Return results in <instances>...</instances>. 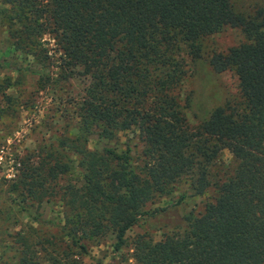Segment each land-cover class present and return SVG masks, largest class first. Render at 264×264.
Listing matches in <instances>:
<instances>
[{
	"label": "trees",
	"instance_id": "16d2710c",
	"mask_svg": "<svg viewBox=\"0 0 264 264\" xmlns=\"http://www.w3.org/2000/svg\"><path fill=\"white\" fill-rule=\"evenodd\" d=\"M0 2L11 49L34 61L25 70L38 81L56 76L49 84L58 88L78 75L90 79L73 105L74 132L45 139L36 154L19 158L14 178L0 179V218L18 222L53 199L57 232L22 226L5 247L0 242V257L11 250L13 264H85L89 244L110 237L114 252L130 248L132 264H264V0L243 9L232 0ZM226 29L238 30L237 43L205 51L206 40ZM44 38L54 47L45 48ZM204 52L214 72L236 76L238 94L190 124L192 95L181 88L187 58ZM7 60L0 58V69ZM21 79L0 78L1 96L10 101L6 91ZM128 128L142 144L136 164L130 148L88 147L91 134L113 140ZM223 150L230 163L220 162ZM183 179L194 196L212 191L204 210L189 213L182 231L128 242L146 204Z\"/></svg>",
	"mask_w": 264,
	"mask_h": 264
},
{
	"label": "rangeland",
	"instance_id": "374dc122",
	"mask_svg": "<svg viewBox=\"0 0 264 264\" xmlns=\"http://www.w3.org/2000/svg\"><path fill=\"white\" fill-rule=\"evenodd\" d=\"M235 7L243 9L257 0H232ZM4 5L0 2V9ZM5 23L0 18V58H7L8 69H0V78L11 74L12 78H22L19 87H10L6 94L11 97L14 109H9L6 97L0 94V179L14 178L19 167V158L27 152L37 153L39 145L46 139L53 140L55 136L72 134L75 121L73 105L82 95L84 88L90 79L85 76H75L65 84L63 88L53 86L48 81H38V77L24 68L31 69L34 61L31 55L23 57L11 49ZM239 32L235 29H226L210 36L205 44V51L209 49L224 50L237 43ZM44 47L50 50L53 42L43 39ZM51 41V40H50ZM55 51V50H54ZM53 50L49 51V53ZM207 52L199 58L192 60L187 58L188 75L182 84V93H191V103L186 111L190 124H196L207 118L215 107L223 104L227 99L236 97L238 94V83L236 76L231 71L216 73L209 66ZM55 56L53 57V59ZM55 62V59H54ZM6 65V66H7ZM23 72L18 73L15 69ZM33 70V69H32ZM18 76V77H17ZM55 88V89H54ZM13 110V111H12ZM71 130L70 132L68 131ZM117 147L125 150L130 148L133 163H137V155L141 151L142 144L138 134L133 128L120 131L113 140L100 139L96 133L88 136V147L102 146ZM222 164L231 162V154L223 150L220 156ZM71 181L77 180L78 173L72 175ZM183 196V198H181ZM181 198V200H179ZM212 199V191L204 195H192L186 180L175 184L173 192L169 196L157 197L146 204V214L138 224L132 226L126 233L128 242L139 233L148 234L153 240H159L164 234L182 231L187 225V215L203 211L207 202ZM179 200V202H178ZM178 202V203H177ZM5 205L4 198L0 197V206ZM35 203L29 209V214H20L18 222H14L6 213L0 218V242L1 246L9 240L8 233H13L22 226H32L39 230V234L53 236L60 224V207L56 200ZM38 234V233H37ZM38 234V235H39ZM112 239L101 240L98 245L89 244V253L83 256L85 264H122L124 257L130 258L131 250L123 247L120 252L112 249ZM2 249L0 248V254ZM11 250L3 253L0 264H13L15 258ZM132 264L133 260L128 261Z\"/></svg>",
	"mask_w": 264,
	"mask_h": 264
}]
</instances>
